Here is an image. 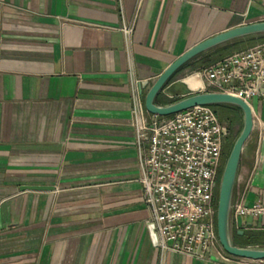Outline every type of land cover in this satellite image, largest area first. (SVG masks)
<instances>
[{
	"label": "crops",
	"instance_id": "0c3cea01",
	"mask_svg": "<svg viewBox=\"0 0 264 264\" xmlns=\"http://www.w3.org/2000/svg\"><path fill=\"white\" fill-rule=\"evenodd\" d=\"M260 20L264 0H0V264H264L154 244L133 114L141 103L152 119L147 92L190 47ZM182 70L159 104L211 89ZM250 102L234 192L245 205L264 204V96ZM232 228L264 230V214Z\"/></svg>",
	"mask_w": 264,
	"mask_h": 264
},
{
	"label": "built area",
	"instance_id": "2783aa9c",
	"mask_svg": "<svg viewBox=\"0 0 264 264\" xmlns=\"http://www.w3.org/2000/svg\"><path fill=\"white\" fill-rule=\"evenodd\" d=\"M122 29L129 34L133 26L124 24ZM198 74L213 90L230 92L251 103L253 97L264 96V42L227 55ZM133 114L139 146L147 143L140 150L139 180L158 247L163 252L209 258L222 248L216 187L228 127L212 105L148 119L143 105L137 103ZM261 214L264 204L245 205L233 199L232 219Z\"/></svg>",
	"mask_w": 264,
	"mask_h": 264
},
{
	"label": "water",
	"instance_id": "95a60500",
	"mask_svg": "<svg viewBox=\"0 0 264 264\" xmlns=\"http://www.w3.org/2000/svg\"><path fill=\"white\" fill-rule=\"evenodd\" d=\"M264 35V20L231 27L210 36L193 45L176 58L157 78L145 96L146 110L158 116H170L196 105L232 104L242 109L244 125L237 137L222 171L218 193L217 231L222 248L230 255L264 259V246H240L234 242L232 228V204L243 146L250 136L254 125V113L251 103L226 91L204 90L190 93L173 102L159 104L157 96L172 76L185 64L199 54L224 43L242 38ZM146 82H141V85ZM45 186L34 185L31 188L42 189ZM152 240L158 246V238L153 222H149ZM238 233H243L242 230Z\"/></svg>",
	"mask_w": 264,
	"mask_h": 264
},
{
	"label": "trees",
	"instance_id": "16d2710c",
	"mask_svg": "<svg viewBox=\"0 0 264 264\" xmlns=\"http://www.w3.org/2000/svg\"><path fill=\"white\" fill-rule=\"evenodd\" d=\"M248 39L249 40H253V41L254 40L255 41L259 40L260 43H261V42H264V35H260L258 37L254 36V37H251V38H248ZM244 40H247V39H245V38L238 39V40H236L234 42H228L227 44L218 47L214 51H205V52L199 54L198 56H196L195 58H193L191 61H189L187 64H185L182 68H180L178 71H180L184 67H186L188 65H191V64H194V63L197 65L195 67V69L203 70L204 68L210 66L211 64H213L217 60L223 58L224 56L230 55V54L234 53L235 51L242 50L241 48L233 50V48H231V46L235 45L238 42L244 41ZM251 45H252V43H251ZM247 47H245L243 49H246ZM230 49H232V50H230ZM211 56H214V57H211ZM211 90H213V88H211ZM158 99L160 100V96L158 97ZM177 99H179V98H174L171 101H165L164 104L173 102V101H175ZM212 106L217 111V113L219 114L220 119H221V114L219 113V111L221 109H222L221 111H223V109L225 110L226 108L228 109L230 107H233V108L239 109L240 111L242 110L238 106H235V105H232V104L212 105ZM223 113L226 114V111H223ZM161 117H163V116H161ZM226 150H227V147L224 150V153L226 152ZM226 158H227V156H226ZM225 163H226V159L224 158L223 166H224ZM223 168H222V171H223ZM222 171H221V174H222ZM235 235H237V237H235ZM233 239H234V242L237 245H240V246H264V230H254V231L246 230L241 235L238 234L236 231H234Z\"/></svg>",
	"mask_w": 264,
	"mask_h": 264
},
{
	"label": "rangeland",
	"instance_id": "374dc122",
	"mask_svg": "<svg viewBox=\"0 0 264 264\" xmlns=\"http://www.w3.org/2000/svg\"><path fill=\"white\" fill-rule=\"evenodd\" d=\"M251 43H252V45H251ZM254 43H256L255 40L253 41V40L247 39V40L238 42L235 45H232L231 48H233V50L240 49V48L243 49V48L247 47L248 45L249 46L247 48H249L251 46H254L255 45ZM256 44H258V43H256ZM230 50H232V49H230ZM235 52H237V51H235ZM211 57H214V56H211ZM196 66L197 65L195 63L188 65V66L184 67V69L179 73V76L185 77L184 81L187 82L192 88H198L202 84V79L198 74V72H200V70L195 69ZM221 110L219 111V113L221 114V121L228 127V130H229L228 146H227L226 152L224 153V158L227 161V158L231 152V149H232L237 137L239 136V134L243 128L244 115H242V114H244V113L242 112V110L240 111L239 109H236L233 107H230L228 109L226 108L225 110L223 109V111H226V114H224L223 111H221ZM226 156H227V158H226ZM224 166H225V164H224ZM221 178H222V174H220L219 178H218L217 187H216V194L219 193ZM233 233H234V230H233ZM235 237H237V235H235Z\"/></svg>",
	"mask_w": 264,
	"mask_h": 264
},
{
	"label": "bare ground",
	"instance_id": "6f19581e",
	"mask_svg": "<svg viewBox=\"0 0 264 264\" xmlns=\"http://www.w3.org/2000/svg\"><path fill=\"white\" fill-rule=\"evenodd\" d=\"M200 76V75H199Z\"/></svg>",
	"mask_w": 264,
	"mask_h": 264
}]
</instances>
